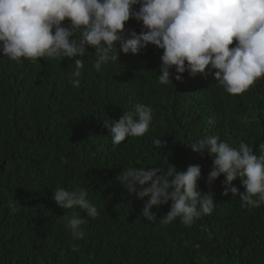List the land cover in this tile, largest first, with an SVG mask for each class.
Segmentation results:
<instances>
[{
  "label": "trees",
  "instance_id": "obj_1",
  "mask_svg": "<svg viewBox=\"0 0 264 264\" xmlns=\"http://www.w3.org/2000/svg\"><path fill=\"white\" fill-rule=\"evenodd\" d=\"M141 27L133 19L125 25L137 34ZM88 51L78 89L68 82L71 60L17 65L0 56V264H264V205L249 210L238 195H223V174L209 187L212 158L190 146L219 135L234 146L249 144L258 155L264 78L236 96L211 77L187 72L179 82L159 85L163 50L154 45L137 55L121 52L102 73L91 68L95 50ZM136 103L153 107L150 131L114 148L103 120L118 121ZM153 137L166 146L156 148ZM170 165L180 171L199 165V187L214 195L212 214L191 228L178 219L159 224L171 201L150 209L157 221L148 222L141 216L144 201L115 180L129 166L167 171ZM232 183L244 191L239 178ZM58 186L85 188L98 208L94 220L76 210L87 220L81 240L65 228L63 216L72 210L52 199Z\"/></svg>",
  "mask_w": 264,
  "mask_h": 264
},
{
  "label": "clouds",
  "instance_id": "obj_2",
  "mask_svg": "<svg viewBox=\"0 0 264 264\" xmlns=\"http://www.w3.org/2000/svg\"><path fill=\"white\" fill-rule=\"evenodd\" d=\"M130 19L142 25L139 34L126 30ZM149 45L163 50L159 85L179 82L187 72L190 77H211L229 95L243 94L264 78V0H0V56L17 65L71 60L74 67L68 82L76 89L83 75L82 58L90 48L95 50L91 68L102 73L119 61L121 52L137 55ZM153 119L151 105L136 103L118 121L105 118L103 126L115 148L126 138L145 136ZM152 144L161 149L166 141L153 137ZM190 146L212 158L209 187L223 174V195H238L241 208L249 210L264 205V143L258 155L249 144L240 141L234 146L219 135L204 136ZM237 178L243 192L233 186ZM115 180L144 201L141 216L148 222L157 221L150 209H160L169 201L170 210L160 217V225L178 219L191 228L215 208L212 192L199 187V165H189L185 171L172 165L167 171L129 166ZM88 197L82 187L58 186L53 191L56 205L72 210L63 219L73 241L85 236L82 226L87 220L80 211L93 220L100 214ZM8 206L16 211L12 201ZM71 247L79 250L75 243Z\"/></svg>",
  "mask_w": 264,
  "mask_h": 264
}]
</instances>
